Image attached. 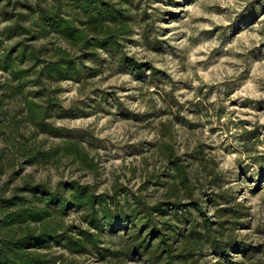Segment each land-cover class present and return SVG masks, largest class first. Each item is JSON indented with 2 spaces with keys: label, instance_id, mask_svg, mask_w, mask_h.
<instances>
[{
  "label": "rangeland",
  "instance_id": "rangeland-1",
  "mask_svg": "<svg viewBox=\"0 0 264 264\" xmlns=\"http://www.w3.org/2000/svg\"><path fill=\"white\" fill-rule=\"evenodd\" d=\"M64 2L0 0V198L20 193L27 182L57 188L79 181L97 194L123 199L126 192L153 207L173 200L170 160L180 158L194 200L209 220L231 228V239L221 236L222 243L238 246L227 261L207 244L199 264H264V0H130L134 36L125 50L158 74L107 68L82 83L33 87L38 67L26 91L40 88L37 102L51 96L61 106L48 113L49 130L56 132L50 134L28 120L10 68L28 69L31 53L45 60L50 48L64 44L42 37L35 24L37 13ZM68 140L83 145L93 169L68 159L32 165L20 148L47 150ZM175 188L188 204L187 191ZM221 193L226 201L217 206ZM223 208L241 212L240 219L221 218ZM66 220L87 227L81 212ZM118 242L101 246L119 251ZM44 252L49 264L140 262L72 255L60 247Z\"/></svg>",
  "mask_w": 264,
  "mask_h": 264
},
{
  "label": "trees",
  "instance_id": "trees-1",
  "mask_svg": "<svg viewBox=\"0 0 264 264\" xmlns=\"http://www.w3.org/2000/svg\"><path fill=\"white\" fill-rule=\"evenodd\" d=\"M129 5L130 0H65L59 8L37 13L35 24L42 37L54 36L64 44L50 48L51 56L45 60L31 53L34 64L28 69L10 68L28 120L36 128L55 134L46 119L50 110L61 108L51 96L46 104L37 102L35 99L44 95L40 88L26 91L31 71L38 67L33 87L42 82L82 83L107 68L137 77L146 71L153 72L152 76L158 74L156 68L125 50L134 36L135 20L126 8ZM20 148L32 165L68 159L93 169L89 153L75 140L47 150L30 144ZM170 162L175 171L174 186L170 187L173 200L153 207L126 192L123 199L118 194H97L79 181L65 182L57 188L27 182L20 193L0 198V264H49L44 251L53 247L72 255L97 254L102 260L124 257L136 258L139 264H199L207 244L228 261L229 249L237 243L223 244L221 236L231 239L227 235L231 228L209 220L203 204L190 194L187 166L180 158ZM177 185L187 191L188 204L183 203ZM220 201H226L222 193L217 206ZM71 212H81L87 227L69 224L66 219ZM219 214L238 220L241 212L223 208ZM116 239L119 251L101 246L103 241L113 243Z\"/></svg>",
  "mask_w": 264,
  "mask_h": 264
}]
</instances>
